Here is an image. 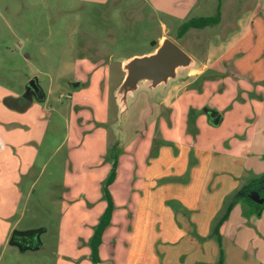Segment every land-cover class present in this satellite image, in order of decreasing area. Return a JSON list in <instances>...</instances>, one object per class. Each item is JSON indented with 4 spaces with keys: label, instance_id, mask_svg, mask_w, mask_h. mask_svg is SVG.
I'll return each instance as SVG.
<instances>
[{
    "label": "rangeland",
    "instance_id": "rangeland-1",
    "mask_svg": "<svg viewBox=\"0 0 264 264\" xmlns=\"http://www.w3.org/2000/svg\"><path fill=\"white\" fill-rule=\"evenodd\" d=\"M202 1L152 0L167 16L149 0H0V197L15 208L0 227L46 229L42 247L25 252L0 235V264H94L92 239L109 197L114 210L100 264H129L151 194L189 179L188 172L154 177L169 164L156 159L166 146L176 158L184 147L202 148L252 157L249 167L262 168L264 29L221 23L178 37L183 22L200 16ZM163 24L165 39L192 61L159 84L140 80L120 95L122 106L118 89L129 63L159 47L152 41ZM34 78L46 99L11 113L5 97L20 99ZM206 108L223 121L211 124ZM196 163L190 158L187 167ZM252 172L247 184L264 176ZM238 203L247 218H235L236 240L250 255L245 264H264V205L247 196ZM166 205L180 208L174 198Z\"/></svg>",
    "mask_w": 264,
    "mask_h": 264
},
{
    "label": "crops",
    "instance_id": "crops-1",
    "mask_svg": "<svg viewBox=\"0 0 264 264\" xmlns=\"http://www.w3.org/2000/svg\"><path fill=\"white\" fill-rule=\"evenodd\" d=\"M149 1L155 12H163L161 7L158 8L152 3V0ZM160 1L158 0V2ZM202 2L200 5L196 4V8H200V16L215 15L217 11L215 14L208 11L211 8L215 10V6L216 10L220 7L221 20L217 25L227 23L230 28L237 29L240 26L243 27L242 25L245 23L246 30L249 24L256 22L255 25L260 31L264 29V0H206ZM246 11H248V16L244 14ZM163 14L171 16L167 10ZM257 15H260L258 20H256ZM167 28V25L163 24L164 32L157 40L153 41L162 43L166 37ZM124 78L125 75L123 80ZM18 101L19 99L13 95L5 97V104L7 107L9 105L11 113H24L35 102L32 101L21 106L13 105L12 102ZM186 149L184 147L183 150H180V154L176 158L172 156V149L166 146L156 157L157 160L170 159V161L164 170L159 169L154 172L155 178L165 174H169L166 175L169 178H184L188 172L189 179L186 183H171L159 187L158 189H161L165 186V191L160 195L158 193L155 197L151 194L148 203L149 213L142 221L139 233H137L139 244L133 247L129 264H213L220 251L218 241L210 237L214 222L223 212L228 200L231 197H236V193L254 178L251 171L256 175L264 173V160L259 161L262 163V168L258 170L255 167H249L252 157L215 154L202 148L191 150V147H186ZM190 158L197 159V163L188 168L187 164ZM259 158L261 160V156ZM182 161L185 166L178 165ZM28 173L29 171L26 174ZM239 195L241 198L238 201L246 197L243 193H239ZM170 198L178 200L180 208L177 211L166 205ZM239 203L232 209L227 221L221 227L226 254L225 264H245L246 259L250 258L246 247L236 240L242 227L240 224L235 225L236 216L240 221L247 220L246 215L242 211L240 212L241 205ZM152 208L155 215L151 220L150 211ZM14 210L12 201L7 203L0 197V223L12 220ZM9 225L10 228L7 225L0 227V235L6 241L11 238V232L16 227Z\"/></svg>",
    "mask_w": 264,
    "mask_h": 264
},
{
    "label": "water",
    "instance_id": "water-1",
    "mask_svg": "<svg viewBox=\"0 0 264 264\" xmlns=\"http://www.w3.org/2000/svg\"><path fill=\"white\" fill-rule=\"evenodd\" d=\"M191 56L186 53L175 41L166 38L157 47L153 53L144 56H136L133 61L129 63V71L125 76L120 88L118 89V99L122 106L126 104L122 101L120 95L125 97L130 89L135 90L138 87L140 80H153L156 84L167 81L176 76V69L180 65H187L191 63ZM38 85V79L34 78L29 82V86ZM42 97L38 101L46 99V93L41 87ZM134 92L130 97H134ZM129 95V94H128ZM127 96V95H126ZM208 114L209 122L213 125H219L222 121V116L219 112L212 109H205ZM264 176L260 181V186L251 190L247 196L256 204L264 205ZM46 231L45 228L18 230L15 229L10 238L9 244L16 246L21 252L27 250H38L42 247V234Z\"/></svg>",
    "mask_w": 264,
    "mask_h": 264
},
{
    "label": "trees",
    "instance_id": "trees-1",
    "mask_svg": "<svg viewBox=\"0 0 264 264\" xmlns=\"http://www.w3.org/2000/svg\"><path fill=\"white\" fill-rule=\"evenodd\" d=\"M220 20H221V11H220V7H218L217 13L215 15L193 17L189 19L188 21L183 22L179 27L178 37L184 36L190 29H204L206 27L215 26L219 24ZM157 44L158 43L155 41L152 42L153 47H157ZM114 179H115V174L113 173L112 176L110 177L108 185L112 184ZM260 181L261 179L259 178L258 180L253 181V183L251 184H246L240 191H238V193H236V197H231L226 203V206L223 212L217 217L216 221L214 222L210 237L215 238L218 241L220 245V251H219L217 260L213 264H225L226 254H225V249L222 246L221 227L227 221L230 212L232 211L234 206L238 203L239 198H241L239 197L240 196L239 193H243L245 196H247V194L251 190H254L260 186ZM108 195L110 196L109 192H108ZM113 210H114L113 201L111 197H109V205L106 208L101 218V221L95 231L93 239H92V251H93V263L94 264H100L101 262L99 249L103 241L104 233L107 227L111 223V220L113 217Z\"/></svg>",
    "mask_w": 264,
    "mask_h": 264
},
{
    "label": "flooded vegetation",
    "instance_id": "flooded-vegetation-1",
    "mask_svg": "<svg viewBox=\"0 0 264 264\" xmlns=\"http://www.w3.org/2000/svg\"><path fill=\"white\" fill-rule=\"evenodd\" d=\"M38 85H40L39 80H38ZM28 86H29V83L27 85L25 95L23 97H20L18 101L22 105H26L32 101H38V98L42 97L41 85L38 87L36 86L28 87Z\"/></svg>",
    "mask_w": 264,
    "mask_h": 264
}]
</instances>
